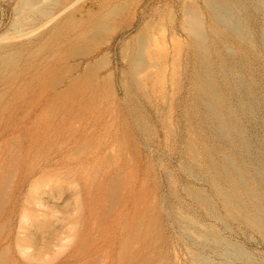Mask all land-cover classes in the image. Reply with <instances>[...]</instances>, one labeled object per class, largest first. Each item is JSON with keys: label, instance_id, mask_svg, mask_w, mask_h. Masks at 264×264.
<instances>
[{"label": "rangeland", "instance_id": "obj_1", "mask_svg": "<svg viewBox=\"0 0 264 264\" xmlns=\"http://www.w3.org/2000/svg\"><path fill=\"white\" fill-rule=\"evenodd\" d=\"M15 1L16 0H0V32L6 31L8 36H11L15 32L11 27L17 19V13L14 8L16 6ZM226 1L231 4L235 3L234 5L238 7L235 6L236 10L238 9L237 11L242 13L241 16L245 19L246 25H248L247 38L251 37L252 40L249 41L247 45L241 44V42L230 36L229 32L221 25H218L217 28L226 33V38L219 39L212 35L211 29L216 23L214 25L212 12H210L211 8L208 7L206 0H34L35 4H33L31 11L23 15L25 19L22 23L23 27H19V29L24 32H28L35 27V32L37 34V40L34 42L35 45H30L27 36L21 40V50L23 54L21 55V59H19L20 61H18L21 66L18 64V67L20 66L19 69L24 74L28 73V69H25L28 68L27 63L34 61L33 63L37 65V80L39 76L42 78L41 81H37L41 87L50 85V83L60 79V76L62 77L64 74L69 75L68 73L72 71V67L73 71L69 77H72L71 79H75L77 76L80 77L75 79V81H77L75 89L82 86L80 81H83V84H92L90 89H86V87L83 89L82 87L84 94L76 93L73 97L67 99L68 104L71 102L75 110L71 112L72 115L69 117L67 126L63 129L64 131L62 130L60 132L62 137L72 136V140L66 145L69 147V154L75 152L72 154L76 155V157L79 155L77 159L76 157L73 159L74 155L72 154V156H70L73 161H71V165L76 167L79 166V162L83 160L84 155L90 150L96 149L98 145L99 147L106 145L104 149L107 151L106 154H108V157L103 160H94L93 174L89 173L90 176L88 173H86V175H81L84 178L85 176L87 177V179L85 178L87 182L89 178H91L89 182H97V180L103 179V174L108 169H110V173L116 175L115 172L117 171L118 163H123V161L119 160V153L121 154L120 147L122 146L123 150L124 146L122 144L125 145L134 141L135 147H130L127 150L124 149L122 155L126 162L123 163V169L125 170L124 175H128L129 172L134 169L133 172L137 170L136 174L138 179H140L141 174L146 172L149 191H154L155 200L162 204V212H160V224L164 231H162V235L167 237L172 244L171 257L174 255L175 258L177 257L176 264H189V256L193 255V253L206 255L210 264L221 263V259H219L215 253H210L198 247L196 248V245L194 247L192 234L188 237V235L177 228V225L174 226L176 223L170 211V209L174 208L177 212L180 210L179 212L183 215H187L193 219L205 220L206 210L201 204H198L195 199H192V194L194 190L197 191L198 186H200L199 188H207L208 186L204 183L208 182L210 179L208 175L209 171L206 170L207 168L204 166L205 161L202 156L203 149L206 148L210 152H214L215 148L220 144L218 139L212 137L210 131L206 133L203 130V126L200 125V100L195 92V73H193L198 67L197 64L200 62L198 61L200 57L192 41V37L187 31L190 28L185 16V9L188 6L198 11L202 27L207 34L206 42L209 46H214V49L207 53V59L216 71H221L224 74L225 78L223 85L225 86H223V91L225 90L228 92H224L225 95L234 103L230 101L232 105L237 108L241 105L240 102L247 104L244 108L247 116H243V119L244 117L246 118V120L244 119L243 121L247 134L249 133L248 137L252 146V151H254L255 154L257 153V160L260 158L259 165H264V143H262L264 142V86L262 82L264 78L261 72L262 66H264V51L260 47L261 34L264 32V11L257 8L256 5L258 4V0ZM90 25L92 27H90ZM184 27L186 28L185 30L183 29ZM106 29L108 32H106ZM137 36L139 38H137ZM17 38L18 37L11 36L9 40L16 41ZM141 40L145 42L142 43ZM139 42L143 46L140 45ZM34 50L35 55L32 56L33 58H30ZM135 51H141L139 54L144 64L142 66L141 63V65L137 66V72H132L130 58L137 56L138 52L135 53ZM97 59H99V61ZM56 61H58V69H61L57 73V77L59 76V78H56L55 74L52 72L55 71L54 64ZM97 61L99 62V68L96 67ZM75 67L77 68L75 69ZM234 68L240 70L242 81L251 76L250 79L257 84V89L260 90H257L255 106L252 109L249 106L250 101L245 93L244 86L241 82L239 83L236 80L238 73L236 75L232 73V69ZM44 69L48 72L45 73ZM48 76L50 77L48 78ZM91 79H94L92 80L93 82H90ZM94 83L95 85L92 88ZM96 85H98V88ZM109 88L112 89L110 90ZM94 93H96V95ZM82 96L86 97L90 102V104L85 105L86 107H84L86 103H83L86 99L84 101H76L77 98L83 99ZM257 98H259V100ZM24 107V109L27 110L26 106ZM105 109H108L105 113L106 115L104 114L105 116L97 123L92 121L87 122V120L92 117V113H101L105 111ZM249 109L250 111L247 112ZM38 111L39 106L37 105V112ZM251 115L253 117H251ZM53 117L55 116L50 114L46 116L43 115L42 119L43 121H47L53 119ZM123 117L128 119L130 132L133 131L132 133H134L135 139L127 136V134L122 132L121 128L117 130V123L120 119H123ZM85 122H87V124ZM71 128L73 129L71 130ZM104 128L107 133L104 131ZM203 134L207 136H203ZM209 135L211 137H209ZM116 136H119L118 141L115 138ZM87 137L90 138L87 139ZM113 138L115 139L114 141ZM200 142L203 143L201 144ZM56 145H59V142H57ZM190 146H196L194 148L200 152L199 161H201V165H197L196 162H194V157L189 150ZM17 151L18 150L14 151V149H8L6 153L13 159L16 157ZM50 156H52V153H50ZM191 157L193 158L191 159ZM55 158L56 157H54V159ZM37 161L40 162L39 157H34L32 164H37ZM260 162H262V164ZM58 164L61 163L59 162ZM59 166L58 169L52 167L49 169V172H46V175L40 176L39 179L46 181L44 177L51 176L52 174H56L58 177L56 180L61 183V187L66 191L62 194L52 193L54 198H51V201L54 202L60 201L70 194L71 190H74L75 186L70 185L72 177H74V180H78L75 175L69 176L66 173V171L71 172V169H61V167L59 169ZM77 171L79 170H76V172ZM37 175H39V173L37 174L36 172L35 177H37ZM122 175L123 174H121V176ZM118 178H114L111 197H109V202L105 203L104 206L108 214V220L114 218V213H116L117 209L118 188L115 187L124 179L118 180ZM52 184V182H46L43 187L41 186L39 191L47 189V187ZM69 186L71 187L69 188ZM24 187L19 195V206H21V208L19 210V217L16 219V224L21 220L23 210L25 208H32L31 203L27 200L29 198L28 195H26V190H28V188L26 189L27 185ZM214 212V215L216 214L215 216L221 219L223 224L225 223L231 233L234 234L235 240L244 244L245 248L249 251L251 261L255 264H264V234L255 228V226L252 227L253 225H249L247 222L245 223L239 216L237 217V215L230 214V212L224 210L218 202L215 203ZM52 214L58 217L65 216L61 212ZM72 218H70L71 221H77L79 219L78 216H73ZM92 219L90 221L94 222L95 220ZM98 222L94 223L95 229L93 230H95V232L93 235H97L96 233L99 232V229L102 230ZM77 227L80 226L74 225L71 230L74 232V230L79 229ZM7 230L8 228H3L2 231H0V238L5 235ZM32 235L34 237V243L36 244L41 240L42 235L44 236L43 232L37 231H33ZM73 240H69L67 246L60 248V250L44 254L42 258L38 260L35 259L36 264H62L73 249L72 246H74L73 244L77 241V236L75 241ZM30 243L31 242H29V244ZM34 250L35 248L30 247L28 251L32 252ZM4 262L5 264H10L9 261Z\"/></svg>", "mask_w": 264, "mask_h": 264}, {"label": "bare ground", "instance_id": "obj_2", "mask_svg": "<svg viewBox=\"0 0 264 264\" xmlns=\"http://www.w3.org/2000/svg\"><path fill=\"white\" fill-rule=\"evenodd\" d=\"M206 3L208 4V7L211 8L210 12H212L214 25L216 23L213 28L211 27L212 35L219 39L226 38V33L217 28L218 25H221L229 32L230 36L241 42V44L247 45L248 42L252 40L251 37L247 38L248 25H246L245 19L242 18V13L237 11L238 9L236 10L237 6L234 5L235 3L231 4L226 0H206ZM257 3V8L264 11V1L258 0ZM15 4L16 6L14 8L17 13V19L11 26L12 30L14 29L15 31L11 36L18 37L17 40L10 41L9 38L11 36H8L6 31L0 32V231H2L3 228H8L5 235L0 238V264H5L4 261H9L10 264H34L35 259L38 260L39 258H42V255L44 254L60 250V248L67 246L69 240L74 239L73 241H75L76 236L77 241L73 244L74 246H72L73 249L70 253H67V258L64 257L66 259L62 264H176L177 257L175 258V255L173 256L174 258L171 257L172 244L167 237L162 235L163 229L160 224L162 204L155 200L153 194L154 191H149L146 172L141 174L140 179H138L136 174L137 170L133 172L134 169H132L128 175H124L125 170L123 169V163L126 162L122 155L124 149L127 150L130 147H135L133 143L134 141L125 145L122 144L124 146L123 150L122 146L120 147L121 154L119 153V160L123 161V163H118L117 171H113L117 176L110 173V169L106 170L105 173L103 171V179H100L99 181L97 180V182H89V179H91L89 178L88 183L86 180L87 177L85 176V179L81 176L86 175V173H88L89 176V173L93 174L94 160H103L108 157V154H106L107 151L104 149L106 145H103L102 147H99L98 145L96 146V149L90 150L84 155L83 160L79 162V166L76 167L71 165L72 157L70 156L74 155L72 153L75 152H72V155L69 154L68 151L70 150L66 144L70 143L72 136L62 137L60 133L67 126L69 117L72 115L71 112L75 110L74 105L71 104V102L68 104L67 99L73 97L76 93L84 94L83 89L85 87L86 89H90L92 84H83V81L79 80L82 83V86L75 89V84L77 83L75 79L80 77L77 76L75 79L69 77L73 71L72 67V71L70 73L67 72L69 75L64 74L62 77L60 76V79L50 83V85L47 84L48 86L41 87L37 81H41L42 78L39 76L37 80V65H35L36 63H33L34 61L27 63L28 68L24 67L25 69H28V75L24 74L19 69L21 65L18 61H20L19 59H21V55L23 54L21 50V40L27 36L30 45H35L34 42L37 40V34L35 32V27L28 32L19 29L25 20L23 18L24 13L31 11L33 4H35L34 0H16ZM185 16L186 21L188 22L187 24L190 27L187 31L190 33L200 57V60L198 59V61H200L199 64H197L198 67L196 71L193 72L195 73V92L200 100V125L203 126V130L206 133L210 131L212 137L218 139L220 144H218L214 152H210L206 148L203 149L202 156L205 161L204 166H206V170L209 171L208 175L210 177V179L208 177L209 181L204 184L208 187L199 188L200 186H198L197 191H193V198L191 196L192 199H195L198 204H201L206 210L205 220L201 221L193 219L187 215H183L179 212L180 210L177 212L176 209L173 208L170 209V211L174 217L173 220L176 223L174 226L177 225V228H179L184 234L188 235V237L192 234L191 236L192 240H194V247L196 245V248L198 247L207 250L210 253H215L219 259H221L220 264H255L251 261L249 251L245 248L244 244L235 240L234 234L231 233L225 223L223 224L221 219L217 218L215 216L216 214L214 215L215 203L218 202L224 210L230 212V214L237 215V217L239 216L245 221V223L247 222L249 225H253L252 227L255 226V228L264 234V165H259L260 158L257 160V153L255 154L254 151H252V146L248 137L249 133L247 134L243 121L244 119L246 120L245 117L243 119V116L246 115L244 108L247 104L240 102L241 105H237L239 107L237 108L232 105L233 102L225 95L224 92L226 91H223V86H225L223 85L225 78L224 74L221 71H216L207 59V53L210 50H213L214 46H209L206 42L207 34L202 27L198 11H195L188 6L185 9ZM90 27L92 26L90 25ZM185 27L183 28L184 30L186 29ZM106 32H108V30ZM137 38L139 37L137 36ZM260 41V47L264 51V32L261 34ZM141 42L143 43L145 41L141 40ZM141 51H135V53L138 52L137 56L130 58L132 72L137 70L138 65H141L142 63L143 66L144 64L139 54ZM33 55H35V50L34 53L32 52L30 55V58H33ZM97 60L99 61V59ZM98 61L96 63L97 65H95L99 68ZM57 62L58 61L54 64L55 71L52 72L55 74L56 78H59V76L57 77V73L61 69H58ZM18 64L20 65L19 67ZM76 68L77 67H75V69ZM44 72L46 73L48 71L45 70ZM261 72L263 73L264 78V66H262ZM232 73L234 75L238 73L236 80L239 83L241 82L244 86L245 93L250 101V105H248L252 109L255 106L258 90L257 84L250 79L251 76L242 81V74L240 70L236 68L232 69ZM50 76H48V78ZM92 80L94 79H91L90 82ZM262 82L264 86V80ZM94 85L95 83L92 88ZM96 86L98 88V85ZM109 89L111 90L112 88ZM94 94L96 95V93ZM85 99L86 101L83 103H86L84 104V107H86L85 105L90 104L86 97H83V99L77 98L76 101H84ZM257 99L259 100V98ZM37 105L39 106L38 112ZM24 106H26L27 110L24 109ZM107 110L108 109H105V111L101 113H92V117H90L87 122L92 121L97 123L106 115L105 113ZM249 111L250 109L247 112ZM49 114L54 115L55 117L43 121L42 116ZM251 117L253 116L251 115ZM87 122L85 123L87 124ZM117 125V130L118 128H121L122 132L127 134V136L135 139L133 135L134 133H132L133 131L130 132L128 119L123 117V119L118 121ZM72 129L73 128H71V130ZM203 136L207 135L203 134ZM209 137L211 136L209 135ZM89 138L87 137V139ZM115 138L118 141L119 136H116ZM114 140L115 139L113 138V141ZM57 142H59V145H56ZM194 147L196 146H190L189 150L194 157V162L199 165L201 162L199 161L200 152ZM8 149H14V151L18 150L15 158L12 159L7 155L8 153H6V151ZM50 153H52V156H50ZM78 156L79 155H77V157ZM34 157H39L40 162L37 161V164H32ZM54 157L56 158L54 159ZM75 157L76 155H74L73 159H75ZM193 157H191V159ZM59 162L61 164H58ZM260 163L262 164V162ZM58 166L59 169L60 167L61 169H71V172L66 171V173L69 176L75 175L78 180H74V177H72V179L70 178L72 180H70V185L75 186L74 190H71L70 194L65 198L54 202L51 201V198H54L52 193L62 194L66 191L61 187V183L56 180L58 177L56 174H52L51 176H48V174V177H44L45 179L43 178L46 181L39 179L40 176H44V174L46 175V172H49V169L52 167L58 169ZM76 170L79 171L76 172ZM36 172L37 174L39 173L37 177H35ZM121 174L123 175L121 176ZM114 178H118V180L124 179L117 187H115L118 188L117 209L116 213H114V218L108 220V214L104 206L105 203L109 202V197H111L110 195L112 193L111 191H113L112 183L115 180ZM46 182H52L53 184L49 185L47 189L39 191L41 186L43 187ZM25 185H27L26 189L28 188V190H26V195L29 197H27V200L31 203L32 208H25L23 210L22 218L19 220L20 222H17V225L16 219L19 217V210L21 208V206H19V195ZM71 186H69V188ZM55 212H61L65 216H55L52 214ZM73 216H78L79 219L77 221H71L70 218ZM91 219L95 221L91 222ZM95 222H98L102 227V230L98 228L99 232L96 233L97 235H93L95 232V230H93L95 229ZM74 225H79L80 227H77L79 229H76L73 232L71 228H73ZM33 231L43 232L44 234L37 244L34 243V237L32 235ZM29 242L31 243L29 244ZM30 247L35 248V250L29 252L28 250ZM189 257L190 262L187 261L189 264H210L207 259L208 257L201 253H193V255Z\"/></svg>", "mask_w": 264, "mask_h": 264}]
</instances>
